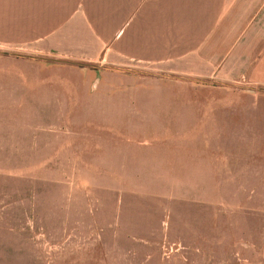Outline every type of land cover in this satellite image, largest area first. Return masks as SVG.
Masks as SVG:
<instances>
[{"label": "rangeland", "instance_id": "obj_1", "mask_svg": "<svg viewBox=\"0 0 264 264\" xmlns=\"http://www.w3.org/2000/svg\"><path fill=\"white\" fill-rule=\"evenodd\" d=\"M58 54L24 56L22 108L20 95L0 97V200L35 201L46 216L144 218V237L264 232V85ZM24 240L44 247L24 237L19 249Z\"/></svg>", "mask_w": 264, "mask_h": 264}, {"label": "crops", "instance_id": "obj_2", "mask_svg": "<svg viewBox=\"0 0 264 264\" xmlns=\"http://www.w3.org/2000/svg\"><path fill=\"white\" fill-rule=\"evenodd\" d=\"M24 46L34 51L24 53ZM35 53L176 64L206 79L244 73L264 85V0H0L5 103L20 95L17 105L24 106V56ZM34 204L0 200V238L7 239L0 256L11 258L4 264H264V232L174 236L150 228L144 237V218L46 216ZM24 237L42 239L44 247L29 248L24 240L19 249L14 239Z\"/></svg>", "mask_w": 264, "mask_h": 264}]
</instances>
